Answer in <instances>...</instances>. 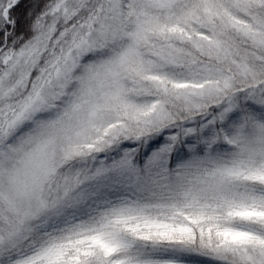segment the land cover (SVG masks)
Wrapping results in <instances>:
<instances>
[{
  "label": "snow or ice",
  "instance_id": "1",
  "mask_svg": "<svg viewBox=\"0 0 264 264\" xmlns=\"http://www.w3.org/2000/svg\"><path fill=\"white\" fill-rule=\"evenodd\" d=\"M0 264H264V0H0Z\"/></svg>",
  "mask_w": 264,
  "mask_h": 264
}]
</instances>
